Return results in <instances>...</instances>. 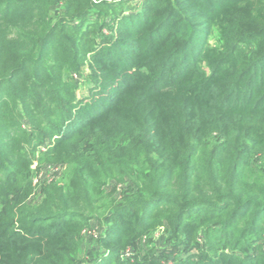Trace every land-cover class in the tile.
Listing matches in <instances>:
<instances>
[{"label": "trees", "instance_id": "16d2710c", "mask_svg": "<svg viewBox=\"0 0 264 264\" xmlns=\"http://www.w3.org/2000/svg\"><path fill=\"white\" fill-rule=\"evenodd\" d=\"M114 1L0 0V264H264V0Z\"/></svg>", "mask_w": 264, "mask_h": 264}, {"label": "rangeland", "instance_id": "374dc122", "mask_svg": "<svg viewBox=\"0 0 264 264\" xmlns=\"http://www.w3.org/2000/svg\"><path fill=\"white\" fill-rule=\"evenodd\" d=\"M115 0L114 2H116ZM143 0H138L136 2H128V8H130V11L126 10L127 12L131 13L135 6H138ZM109 4V3H107ZM90 70L83 66L80 70V77H78L79 81V88L76 92V96L79 100H88L90 98V89L89 84L85 82V77L87 74H89ZM77 74H73L70 76L71 79H74L76 81ZM69 78V79H70ZM45 145L40 146L38 148V153L40 154L42 151L45 150ZM260 155L257 154V158H259ZM59 164L55 163H47L43 165H38L37 163V155L34 157L33 163H32V170L34 171L33 174V185H41L42 183H50L52 181H60L65 176V167L63 169L58 170ZM41 188V187H40ZM38 189L35 198H39L41 194V189ZM117 193L121 190L122 187H118ZM169 233L165 230V228H158L154 232L145 235L141 241L139 242L140 245L136 246L134 248V255L135 257L141 256L142 254L147 251L148 254L153 253L156 256H160L162 261L165 260L167 254H172L174 252H181L184 253V251H180V246L177 245L175 241H172L169 239ZM88 238L83 239L82 243V250H81V257L84 258L88 263H91V259L93 256L99 255L102 251L97 248V246L94 244L93 247H90L87 243ZM205 247L204 241H198V244L196 245L197 249H203ZM90 252V253H88ZM99 252V253H98Z\"/></svg>", "mask_w": 264, "mask_h": 264}, {"label": "built area", "instance_id": "2783aa9c", "mask_svg": "<svg viewBox=\"0 0 264 264\" xmlns=\"http://www.w3.org/2000/svg\"><path fill=\"white\" fill-rule=\"evenodd\" d=\"M117 1L136 2L138 0H117ZM63 167L64 166H60L59 165L57 168H58V170H61V169H63ZM100 234H101L100 227L98 225H95V224L90 226V227H88V228H86L83 231V237L84 238H88V239L91 238V239L97 240L100 237ZM133 256H134L133 249H127L125 252L122 253L121 259L122 260H127V259H131ZM81 264H89V263L85 261V262H83Z\"/></svg>", "mask_w": 264, "mask_h": 264}, {"label": "crops", "instance_id": "0c3cea01", "mask_svg": "<svg viewBox=\"0 0 264 264\" xmlns=\"http://www.w3.org/2000/svg\"><path fill=\"white\" fill-rule=\"evenodd\" d=\"M87 243H88V245H89L90 247H93V245H94V243H93L92 241H87Z\"/></svg>", "mask_w": 264, "mask_h": 264}]
</instances>
